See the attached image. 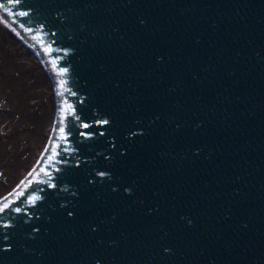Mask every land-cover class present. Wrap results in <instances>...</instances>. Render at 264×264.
<instances>
[{
	"label": "water",
	"instance_id": "obj_1",
	"mask_svg": "<svg viewBox=\"0 0 264 264\" xmlns=\"http://www.w3.org/2000/svg\"><path fill=\"white\" fill-rule=\"evenodd\" d=\"M259 39L261 37L256 40ZM184 42V38L176 40L175 45L170 44V50L173 52ZM236 65L231 67V72L264 71L258 60L245 57L238 69ZM181 100L185 102L186 95ZM195 107L194 103L181 104L182 112ZM174 130H169L170 135L175 134ZM184 143L188 140L184 139ZM178 151L182 163L184 155L179 145ZM142 164L138 165V171ZM187 164L184 169L176 167L168 171L177 185L184 180ZM161 171L167 177L165 169ZM164 182L154 184L160 203L150 205L151 199L144 200L138 186L130 187L128 192L117 197L118 201L104 212L108 223L103 227L93 226L95 232L90 236L91 242L85 238L92 229L82 231L79 224L47 207L34 210L48 217L46 222L34 226L25 225L23 213L11 212L13 227L0 222V244L5 241L10 252L16 255L28 254L25 264H193L192 260L201 262L214 255L215 264H221L219 260L227 253L235 259L249 254L246 264H264V192L228 193L211 189L189 192L166 189L169 186ZM151 185L149 182L146 187ZM124 200L134 203L129 211H124L127 205ZM66 220L68 223H63ZM252 227L256 232L251 231ZM257 234L262 250L260 246L248 245ZM115 243L120 244L116 246ZM108 244L115 249L84 254Z\"/></svg>",
	"mask_w": 264,
	"mask_h": 264
},
{
	"label": "rangeland",
	"instance_id": "obj_2",
	"mask_svg": "<svg viewBox=\"0 0 264 264\" xmlns=\"http://www.w3.org/2000/svg\"><path fill=\"white\" fill-rule=\"evenodd\" d=\"M51 113V94L42 71L0 27V126L5 124L2 133H13L10 138L16 149L11 162L7 151L11 141L0 135V193L32 162L43 143ZM18 155L20 162L15 159Z\"/></svg>",
	"mask_w": 264,
	"mask_h": 264
},
{
	"label": "snow or ice",
	"instance_id": "obj_3",
	"mask_svg": "<svg viewBox=\"0 0 264 264\" xmlns=\"http://www.w3.org/2000/svg\"><path fill=\"white\" fill-rule=\"evenodd\" d=\"M9 2H11V3H16V4H19L20 2H21V0H9ZM6 11H10L9 9H5ZM21 15H26L27 13L26 12H24V11H21V13H20ZM5 23H7V21H5ZM28 31H31V29H28ZM68 69H66V68H61V69H59V71H61V72H66ZM108 121H103V123H107ZM85 126H87V125H85ZM61 131H63V129H61ZM85 135H90V133H85ZM102 175H103V173H102ZM35 200H36V197L35 196H32V197H30V201L31 202H35ZM5 207H7V205H5ZM0 210H2V209H0ZM17 211H19V209H17Z\"/></svg>",
	"mask_w": 264,
	"mask_h": 264
}]
</instances>
